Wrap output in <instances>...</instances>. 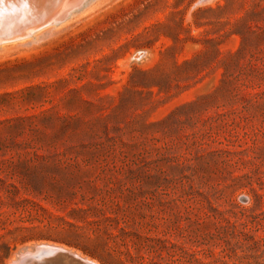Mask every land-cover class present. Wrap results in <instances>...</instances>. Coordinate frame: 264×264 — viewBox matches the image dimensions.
I'll return each mask as SVG.
<instances>
[{"label":"rangeland","instance_id":"obj_1","mask_svg":"<svg viewBox=\"0 0 264 264\" xmlns=\"http://www.w3.org/2000/svg\"><path fill=\"white\" fill-rule=\"evenodd\" d=\"M47 22L0 43V264L34 244L264 264V0H88Z\"/></svg>","mask_w":264,"mask_h":264},{"label":"bare ground","instance_id":"obj_2","mask_svg":"<svg viewBox=\"0 0 264 264\" xmlns=\"http://www.w3.org/2000/svg\"><path fill=\"white\" fill-rule=\"evenodd\" d=\"M75 1L76 0H5L6 8L10 14L0 13V38L4 37L6 40H12V38L29 33L32 28H36L48 19L52 20L54 23L55 20L58 19L60 13L65 11V9ZM77 1L75 4H77ZM78 2L80 3V1ZM75 6L76 5H74V7ZM41 11L44 12L42 16H40ZM24 24L25 27L21 28ZM7 28H9V31L6 30Z\"/></svg>","mask_w":264,"mask_h":264},{"label":"water","instance_id":"obj_3","mask_svg":"<svg viewBox=\"0 0 264 264\" xmlns=\"http://www.w3.org/2000/svg\"><path fill=\"white\" fill-rule=\"evenodd\" d=\"M5 0H0V13L10 14L5 5ZM88 0H84L82 4L75 7L71 13L83 6ZM9 12V13H6ZM63 17L57 23H52L53 25L59 24L67 19L70 14ZM43 14L41 13L40 16ZM30 23V22H28ZM43 27L49 25V23H42ZM8 26V25H7ZM6 26V27H7ZM25 24L21 26L24 28ZM9 31V28L6 29ZM37 30V29H36ZM35 32V30H34ZM24 38V37H23ZM4 37L0 38V43L5 42ZM10 264H96L94 261L80 255L76 251L65 248L63 246L54 244H34L31 246L24 247L20 249L15 258L10 262Z\"/></svg>","mask_w":264,"mask_h":264},{"label":"trees","instance_id":"obj_4","mask_svg":"<svg viewBox=\"0 0 264 264\" xmlns=\"http://www.w3.org/2000/svg\"><path fill=\"white\" fill-rule=\"evenodd\" d=\"M186 62H192V61H186ZM68 245L73 246L75 248L81 249L84 253H87L88 255L92 256V257H98L95 252L89 248H86L81 241L76 240L74 242L70 241V242H66Z\"/></svg>","mask_w":264,"mask_h":264}]
</instances>
